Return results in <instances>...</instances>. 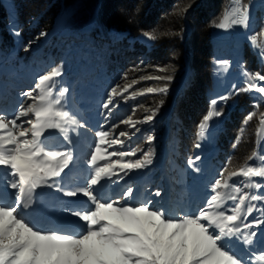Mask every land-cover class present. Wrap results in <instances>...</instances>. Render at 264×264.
Wrapping results in <instances>:
<instances>
[{
    "label": "snow or ice",
    "instance_id": "6c2138e0",
    "mask_svg": "<svg viewBox=\"0 0 264 264\" xmlns=\"http://www.w3.org/2000/svg\"><path fill=\"white\" fill-rule=\"evenodd\" d=\"M240 3L241 0H229V7L222 14L223 22L214 26L247 30L250 6H232ZM260 31L264 32V28ZM14 34L19 35V30H14ZM255 35L253 33L252 37ZM29 49L30 43L23 50ZM261 59L264 60V55ZM63 74L62 66L39 74L32 87L20 93L24 99L11 117L0 111V173L3 179L0 185V264H253V253L246 249L247 255H239L233 250V241L248 245L251 238L256 237L255 231L245 230L264 224V219L245 221L256 208L251 202H264V193L245 191L244 187L229 181L238 176L264 178V168L249 166L228 172L225 165L218 178L209 184L212 194L204 206L195 210L185 206L173 209L163 201L154 202L152 196H161L158 189L142 196L126 178L151 166L154 151L151 147L125 150L126 141L134 133L117 129L127 125L139 132L137 125L152 123L158 109L146 115L143 121L131 117L116 122L111 120L112 110L119 107V102H114L117 97L127 102L144 94V90L129 92L136 83L133 80L122 89L118 84L112 86L106 94L101 105L108 110L101 112L104 123L99 125L83 161L84 174L72 183L79 158L74 159L73 141L68 134L87 125L67 107L64 98L70 93L69 87L57 88L55 78ZM123 75L126 77L127 73ZM246 77L244 85H232L226 94L210 101L213 110L198 124L200 136L214 117L222 115V110L215 108L218 102L227 101L233 94L258 92L260 99L254 108H259L260 101L264 100V83L253 81L264 82V74L247 73ZM141 79L165 82L161 87L147 88L146 92L166 94L173 76ZM255 115V111L249 112L242 125H247ZM260 123L264 125V113L260 114ZM243 130L242 127L239 131ZM53 132L62 134L66 143H49ZM146 139L151 144L155 136L147 135ZM239 139L238 135L237 141ZM189 164L194 161L190 160ZM194 171L199 172V168ZM114 185H121L114 194L102 191ZM251 187L261 189L264 180ZM44 188L58 193L60 198H84L79 206L66 205L62 209L76 219L48 225L35 220V205L40 202ZM227 201L233 203L227 205ZM246 201L251 206L245 210ZM258 210L264 215V209Z\"/></svg>",
    "mask_w": 264,
    "mask_h": 264
},
{
    "label": "trees",
    "instance_id": "16d2710c",
    "mask_svg": "<svg viewBox=\"0 0 264 264\" xmlns=\"http://www.w3.org/2000/svg\"><path fill=\"white\" fill-rule=\"evenodd\" d=\"M10 1L22 35V50L0 65V89L2 92L8 91L0 98V111L12 116L20 103V92L29 85L25 80L18 79L19 68L45 69L55 63L58 67L63 66L65 70L61 87L68 86L70 89V93L64 98L67 107L77 115V119L85 123L86 119L91 121L90 127L95 129V136L99 125L104 123L101 115L104 110L100 101L106 97L112 86L121 85L125 80H138L139 85L134 84L130 89L144 90V94L133 98L134 104L128 108L127 117L135 119L138 114L146 116L158 109L152 123L139 125L140 134L154 130L152 134L157 136L154 142L161 144L159 151L163 148L160 136L166 131L164 139L169 156L166 173L158 169L154 162L148 168L131 174L132 176L126 178L127 181L137 187L142 196L149 194L143 186L144 183L152 187L153 184L156 187L161 185L162 188L159 186L158 190L161 191L162 198L158 200V197H152L172 208L185 206L195 210L203 207L201 194L193 189L195 185L191 184L190 172L182 162L181 154L188 152L187 144L193 137L194 128L209 111L210 101L231 79L230 76H225L221 80L220 63H230L238 54V59L246 68L259 69L260 66L257 56L247 43L242 50H238L234 37L227 36L226 32L219 33L221 29L214 26L223 22L222 14L229 7V0ZM249 3L250 0H241L239 6ZM8 20L9 10L4 1L0 0V62L1 54L9 52L15 44L8 28ZM263 22L264 12L259 7L254 13L251 29L258 34L259 45L262 43L263 32L260 30L264 28ZM41 33L47 35L41 36ZM145 34L149 36L146 37ZM29 43L30 49L24 51ZM144 71H148L151 76L154 72L173 76L168 93L160 95L161 98L158 97V101L146 113H143V109L152 104L149 97L145 98L148 94L146 89L153 85L149 84L151 80L137 76ZM124 73H127L126 77ZM132 77L135 78L131 80ZM159 82L160 86L165 83ZM237 95L241 107L246 106L252 99L248 93ZM160 101H163L162 105ZM260 106L262 108L264 104L260 103ZM240 111H227L221 118L223 121L220 120L223 123L220 133L214 135L217 138L214 139V148L222 155L226 149L231 151L238 146L239 141L234 135L242 127L243 132L247 128L243 145L253 146L251 139L256 133L257 123L242 125L245 117ZM117 112L114 119L122 117V113ZM230 127L234 132H230ZM80 129L68 134L73 141L71 148L76 143H87L89 139L82 136ZM57 140V143H66L63 139ZM145 141L148 143L146 138ZM242 152L245 149L239 154L235 153L234 159L239 160ZM159 154L154 152V158H157L154 160L158 161ZM77 157L79 160L77 169L74 170L76 175L71 178L72 183L77 182L78 177L85 171L83 161L87 155L82 153L74 156V159ZM206 169L210 171L212 167L209 165ZM166 178L169 181H165ZM123 183L122 181L121 185ZM114 187L115 185L111 190ZM156 187L154 191L157 190ZM245 231L256 232V237L252 240L254 251L264 253V239H261L264 230L253 228Z\"/></svg>",
    "mask_w": 264,
    "mask_h": 264
},
{
    "label": "rangeland",
    "instance_id": "374dc122",
    "mask_svg": "<svg viewBox=\"0 0 264 264\" xmlns=\"http://www.w3.org/2000/svg\"><path fill=\"white\" fill-rule=\"evenodd\" d=\"M6 7L9 10V20H8V28L10 29L14 39H15V44L14 46H11V49H9V52L7 53H2L1 57L2 60L0 62V65H3L9 58L10 56L20 52L22 50V35L19 32V35H15L14 34V30L18 29V21H17V16H16V12L15 10L12 8V2L10 0H3ZM249 28L247 30H243L241 28H229V29H221L219 33H223L226 32L227 36H233L234 40L236 41L235 45L238 46V50H242L244 44H248L253 52L255 53V55L257 56L258 60H259V69H249L246 68L241 61L238 59V54L235 55L232 59V61H230V63H225V62H221L220 64V70H221V80L223 81L225 76H230L231 79L230 81L228 80V82L225 84V87L223 89H221V91L218 92L217 96L215 98H219L221 95L226 94L231 88L232 85H236V87H240L242 85H244L246 83V74L247 73H261L264 74V60L261 59V56L264 55V32H263V37H262V43L261 45H259V36L257 33H255L256 35L254 37H252V34L254 32H252V25H253V16L255 11L257 10V8L261 7V12H264V0L258 1L257 4L254 5V0H250L249 3ZM236 7H240L239 5H237ZM263 26H264V22H263ZM240 34H244L245 36L248 37V40H240L238 38V36ZM219 35V34H218ZM250 37H252V39L250 40ZM237 50V49H236ZM53 67H58L55 65V63H52V65H49L48 67H46L45 69H39V67H32L29 68L27 67L24 68H19L18 69V79L20 80H25L29 85L22 90L21 92L28 90L30 87H32L35 78L39 75V74H43L45 72L51 71ZM62 68L64 69V67L62 66ZM137 68V67H135ZM63 73H65V70H63ZM148 71H144L141 72L139 74H137V76L140 77H144V76H151L148 75ZM158 75H162L159 72H154L152 76H158ZM62 77H65V74H63ZM62 77H57L56 79V84H57V88H61L62 83ZM132 77L131 80H133ZM145 80V79H144ZM136 81V85L138 80ZM152 82H150L149 84H152L153 87H161L160 86V82L158 80H151ZM221 81V84H222ZM144 82V81H143ZM142 82V83H143ZM159 82V83H158ZM141 83V85H142ZM253 83H264V82H258V81H253ZM125 84H132V81H127L125 80L121 85V89L123 88V86ZM159 84V85H158ZM134 85V84H133ZM221 87V85H220ZM135 89H129V92L134 91ZM8 91L3 90V92L0 89V98L7 94ZM20 92V93H21ZM256 91H251L248 92V94L250 95V97L252 98L250 102H248V104L246 106H242L241 107V103H239L238 100V95L237 94H233L230 96V98L227 101L224 102H218V104L215 106V108L217 110H222V115L217 117H214L212 121L209 122V125L205 127V129L203 130L204 135L200 136L199 133V129L198 126H196L194 128V133H193V137L192 139L189 141V143L187 144V153L186 154H181V160L183 163L186 164V167L188 168L189 172H190V180H191V184H193V186L195 185V187L193 189L197 190L198 194H201V199L203 200V204L202 206H204V202L207 198L210 197V195L212 194L210 189H209V184L215 179L218 178V173L220 172V170L222 168H224L225 165H227L228 168V172L231 171H239L240 168H246L249 166H255V167H260V168H264V125H262L260 123V114L264 113V106L261 108V106H259V108H254V104L257 100L260 99V96H257L255 94ZM9 94V93H8ZM125 95H128V93H125ZM162 94H147L145 98L149 97V100H152L150 102H152L151 105L146 106L143 109V113H146V111L152 107V105L156 103V101H158V97L161 98ZM144 98V99H145ZM24 98L21 97L20 99V103L22 102ZM83 100V99H82ZM105 100V98H103L102 101H100V103H103ZM133 98H130L127 100V102H125L122 98L117 97L116 101L114 102H119V107L115 108L112 110V116H111V120H113V122H116L120 119H125L128 118L127 115L129 113L128 108L133 106ZM19 103V104H20ZM260 103L264 104V100H261ZM102 105V104H101ZM18 107V106H17ZM111 108V106H110ZM142 105H141V109H142ZM17 108L15 109L16 112ZM104 113H106L108 110L103 109ZM213 110V106L210 104L209 107V111ZM241 110V111H240ZM117 111H120L122 113V117H118L116 119H114L118 114ZM235 112V111H240L241 113L243 112V116L246 117L247 114L249 112L255 111L256 115L253 117V119L249 122L250 124L256 122L257 123V129H256V133L254 135V137L251 139V143H253V146H245L243 145V143H245L246 141V135H245V131L247 130V128L245 129V131L242 133L239 131V133L234 135V138L239 135L240 139H239V144L238 146L234 147L231 151H229V149H226L224 151V154L222 155L221 153H218L214 146L216 143L217 139L216 137H214V135H216L217 133H220V127L222 126L221 124L223 123L222 121V117L224 115H226V112ZM14 112V113H15ZM119 112V113H120ZM116 113V114H115ZM9 117H11L10 115H8ZM145 115H136L135 119L133 120H137V121H142L144 119ZM138 117V118H137ZM137 118V119H136ZM163 119V117L159 120V122H161V120ZM102 120L104 121V116H102ZM222 120V121H220ZM91 121L89 119H86V128H81L79 131L82 133V136H85L89 139H91L92 142H94L95 136H94V130L93 127H90ZM248 123V124H249ZM102 124V123H101ZM141 123H139L137 126L139 127ZM234 125V123H233ZM238 127V125H237ZM130 128L127 125H121L119 129H117V131L119 130H127L130 133H134L131 136V139L126 141V145H125V150L127 148H139L141 150H147L149 147H151L153 149L154 152H159V158L158 161L154 160V162H156V167L158 169H161V171H165L166 173V161L167 158L169 156V151H168V147H167V143L165 141V132L162 133V135L160 136V142L162 143V150L158 148H160V143L157 144V142L154 140L156 139V135L152 134V132L154 130L150 129L148 131H146L145 133H141L133 131L135 129H133L132 131L129 130ZM249 129V128H248ZM230 132H234L233 128L230 127ZM252 132V131H251ZM242 133V134H241ZM62 134L53 132L51 135V138L49 140V143L52 144H56L58 142L57 139L62 140ZM147 135H154L155 139L151 142V144L146 143L145 138L147 137ZM222 137V136H221ZM87 140V143H76L73 145L72 149L74 152V156L80 155V154H85L88 155V152L90 151V148L92 146L93 143H91L90 140ZM146 143V144H145ZM197 144H200V147H196ZM119 147V146H117ZM242 149H245V152H242L240 154V159H234V155L235 153L239 154V152H241ZM227 152V154H226ZM138 155H140V153H138ZM199 156L200 160H195V158ZM225 157V158H224ZM157 159V158H154ZM194 161V164H189V161ZM217 160V162H216ZM224 160V161H223ZM153 162V163H154ZM211 166L212 169L209 171L208 169H206L208 166ZM2 167V166H0ZM215 167V168H214ZM194 168H199V172L194 171ZM149 170V169H147ZM133 174H136V172H133ZM131 175V176H132ZM213 175V176H212ZM225 175L227 176V173H225ZM145 178H143L144 180ZM159 180V179H157ZM262 180H264V178H259V177H253V178H246V177H242V176H238V177H234L232 178L229 183H235V184H239L241 187H244L245 191L248 192H252L255 194H260V193H264V187H262L261 189L257 190L253 187H251V185L257 183V182H262ZM162 181V180H161ZM165 181H169L167 178ZM3 184V179H2V173H0V185ZM132 184V183H131ZM133 185V184H132ZM247 185V187H245ZM119 185H115L113 190H109V189H104L102 191L107 192L109 194H114L115 190L120 188ZM144 188H146L147 192L151 193L154 191V187H156L153 184V187L149 184H143ZM161 187V185H159ZM156 187L157 189L159 188ZM169 187V185H167V188ZM137 188V187H136ZM162 188V187H161ZM43 194L39 196V203L35 205L36 208V213L34 218H41L44 219L45 221H48L50 224L52 223H63L66 221H72L75 220V217L69 216L68 213L66 211H63L62 209L67 205L68 207H72V206H79V202L82 201L84 198L82 197H77V198H60L59 194L56 192H53L47 188H44L42 190ZM154 200V197H151ZM162 198V195L160 197H158V200ZM172 202V201H171ZM233 202L232 201H227V205H231ZM252 204L256 205V208L253 209L252 213L247 215V220L245 222L250 223L252 222L254 219H264V215H262V211L258 210L264 207V202L262 201H253L251 202ZM226 205V206H227ZM173 206V205H172ZM251 205L246 201L244 208L245 210L250 207ZM173 209H175V207H173ZM243 218V217H242ZM44 225V224H42ZM263 225V224H262ZM259 226H261V224H259ZM253 238H251V243L248 245L245 244H240V243H236L235 241H233V250L236 251L238 254H248L247 250H250L253 255H254V259H253V264H264V253H255L252 249L253 246Z\"/></svg>",
    "mask_w": 264,
    "mask_h": 264
},
{
    "label": "bare ground",
    "instance_id": "6f19581e",
    "mask_svg": "<svg viewBox=\"0 0 264 264\" xmlns=\"http://www.w3.org/2000/svg\"><path fill=\"white\" fill-rule=\"evenodd\" d=\"M258 1H261V0H254V5L257 4ZM236 28H238V27H236ZM238 38H239L240 40H242V41H243V40H244V41H245V40H248V37L245 36L244 34H243V35L240 34V35L238 36ZM255 94H256L257 96H260V94H259L258 92H255ZM261 227H264V224H263V225L261 224Z\"/></svg>",
    "mask_w": 264,
    "mask_h": 264
}]
</instances>
